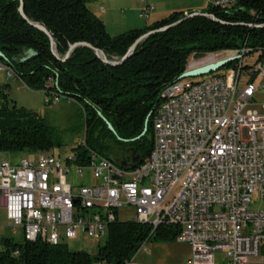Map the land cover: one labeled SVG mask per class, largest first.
<instances>
[{
    "label": "built area",
    "instance_id": "1",
    "mask_svg": "<svg viewBox=\"0 0 264 264\" xmlns=\"http://www.w3.org/2000/svg\"><path fill=\"white\" fill-rule=\"evenodd\" d=\"M138 1L147 20L154 5ZM238 2L208 5L229 11ZM259 53L253 64H244L245 48L191 56L185 72L238 58L222 74L179 77L163 90L152 116L151 152L135 169L110 168L84 141L78 146L87 149L86 160L48 152L18 164L0 160V236L2 228L11 235L21 229L28 242L98 245L118 211L129 209L132 221L153 230L177 227L175 241L189 249L187 264H215L218 252L228 264H250L264 246V209L250 207L253 198L264 201V113L251 109L264 94ZM0 72L14 77L1 63Z\"/></svg>",
    "mask_w": 264,
    "mask_h": 264
},
{
    "label": "trees",
    "instance_id": "2",
    "mask_svg": "<svg viewBox=\"0 0 264 264\" xmlns=\"http://www.w3.org/2000/svg\"><path fill=\"white\" fill-rule=\"evenodd\" d=\"M94 1L22 0L25 17L50 33L56 58L47 35L21 17L20 1L0 0V51L6 59H0V63L29 90L79 106L84 117L85 147L117 167L132 170L148 157L153 143L152 116L161 94L185 72L192 55L202 57L243 48L264 53V0H239L229 11L211 5L202 11L229 25L203 16L189 17L174 28L149 36L121 65L103 63L86 47L75 49L61 61L69 45L87 43L102 51L109 61L118 62L138 37L187 16L172 13L143 29L110 36L87 7ZM28 50L36 55L20 62ZM149 114L146 132L141 136ZM99 115L112 126L114 134ZM60 146L53 127L35 113L10 107L0 88V153L33 154ZM87 149L77 146L72 153L86 160ZM177 234L175 226L159 225L153 230L132 220H117L108 226L95 254L72 251L67 244L54 246L24 238L15 242L1 235L0 264H126L144 243L151 239L174 242Z\"/></svg>",
    "mask_w": 264,
    "mask_h": 264
},
{
    "label": "rangeland",
    "instance_id": "3",
    "mask_svg": "<svg viewBox=\"0 0 264 264\" xmlns=\"http://www.w3.org/2000/svg\"><path fill=\"white\" fill-rule=\"evenodd\" d=\"M132 4V3H131ZM131 4L128 7H131ZM133 4L135 2L133 1ZM119 12L126 10V15L133 20L136 19L135 13H132L128 8L118 7ZM259 52H253L246 56L244 64H253L258 59ZM193 56V55H192ZM191 58V57H190ZM188 59V61L190 60ZM202 57H195L194 60ZM225 68H221L214 73H210L192 80H202L211 76L222 74ZM7 86V87H6ZM0 88L7 95V103L10 107L15 106L16 109H24L28 112L35 113L38 117L54 128L56 135L61 143L59 148H53L50 151L55 156L65 158L72 154V150L84 141V117L79 106L74 102L68 101L64 98H55L52 94H46L42 91L29 90L22 84L20 80L15 77H8L5 72H0ZM257 105L251 107L260 113H264L262 102L264 101V94L261 93L256 96ZM23 153H0V160H6L11 164H18L23 157L35 158V154ZM251 204L252 209H264V201L254 200ZM118 220L121 222L131 221L133 216L129 209H121L117 214ZM0 221L5 223L2 213H0ZM1 235L12 237L15 242L23 241V234L21 229H17L16 233H11L2 228ZM105 238V237H104ZM103 242H100L102 244ZM67 247L72 251H85L89 254H95L97 251V244L90 241H67ZM145 251L140 250L129 264H187L189 258V249L186 245L177 241L161 242L154 239L148 241L145 245ZM264 262V253L258 258L250 262V264H262ZM101 264V263H95ZM215 264H228L224 255L220 252L215 254Z\"/></svg>",
    "mask_w": 264,
    "mask_h": 264
},
{
    "label": "crops",
    "instance_id": "4",
    "mask_svg": "<svg viewBox=\"0 0 264 264\" xmlns=\"http://www.w3.org/2000/svg\"><path fill=\"white\" fill-rule=\"evenodd\" d=\"M147 2L154 5V10L147 20L139 16L142 3L138 0H96L87 4V7L103 22L110 36H117L129 30L143 29L154 22L165 19L172 13L180 12L188 15L193 12H202L208 6V0H147ZM130 4L131 7H128ZM121 6L135 13L136 19L129 18L126 10L119 12L118 7Z\"/></svg>",
    "mask_w": 264,
    "mask_h": 264
},
{
    "label": "water",
    "instance_id": "5",
    "mask_svg": "<svg viewBox=\"0 0 264 264\" xmlns=\"http://www.w3.org/2000/svg\"><path fill=\"white\" fill-rule=\"evenodd\" d=\"M20 1V7H19V13L21 15V17L27 21L31 26H33L34 28L38 29L39 31L43 32L45 35H47V37L49 38V41H50V44H51V51L53 53V55L56 57V58H59L58 57V54H57V51H56V48H55V44H54V41L50 35V33L45 29L44 26H42L41 24L39 23H35V22H32V21H29L25 15H24V12H23V4H22V0H19ZM197 16H203V17H206V18H209L211 19L212 21L216 22V23H219V24H222V25H229L228 23H225V22H222L218 19H216L213 15H210V14H207V13H202V12H193L191 13L190 15H187L185 16L184 18L182 19H179L178 21L170 24V25H167V26H164L162 28H159V29H156V30H152V31H148L146 32L145 34L141 35L140 37H138L134 43L128 48L127 52L123 55V57H121V59L118 61V62H112V61H109L106 56L104 55V53L96 48H93L90 44H87V43H74V44H71L69 45L68 47V50L66 52V54L63 56V58H61L60 60L61 61H65L66 59L69 58V56L71 55V53L79 48V47H86V48H89L91 50L94 51L95 55L98 57V59L100 61H102L103 63L107 64V65H111V66H117V65H121L123 64L129 57H131L135 51V49L137 48V46L139 44H141L142 42H144L149 36H151L152 34H155V33H159V32H164V31H167L171 28H174L176 26H178L179 24H181L184 20H186L187 18L189 17H197ZM249 27L251 25H248ZM36 54L31 51V50H28V51H25L23 52V55L22 57L19 58V61L20 62H24L30 58H32L33 56H35ZM238 58V56L236 57H230V58H227V59H223V60H220V61H217L215 63H211V64H208V65H205V66H202V67H198L196 69H193V70H189V71H186L184 72L181 76H180V79H183V78H197V77H201V76H204V75H207V74H210V73H214L216 72L217 70L221 69V68H224L225 66H227L229 63L235 61L236 59ZM0 59H3V60H6L4 55L2 54V52L0 51ZM101 117V115H99ZM150 117V114L148 115L146 121H145V128H144V131L143 133L141 134L144 135L145 132H146V126H147V122H148V119ZM102 120L105 122L107 128L109 129V131H111L113 134H114V130L112 128V126L103 118L101 117ZM140 137H137L136 139H139ZM135 140V139H134ZM127 142V141H125Z\"/></svg>",
    "mask_w": 264,
    "mask_h": 264
},
{
    "label": "bare ground",
    "instance_id": "6",
    "mask_svg": "<svg viewBox=\"0 0 264 264\" xmlns=\"http://www.w3.org/2000/svg\"><path fill=\"white\" fill-rule=\"evenodd\" d=\"M107 164H110V168H118L113 163H111L108 159H107Z\"/></svg>",
    "mask_w": 264,
    "mask_h": 264
}]
</instances>
